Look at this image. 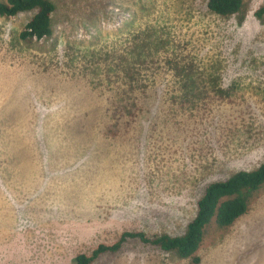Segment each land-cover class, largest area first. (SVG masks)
Wrapping results in <instances>:
<instances>
[{"label": "rangeland", "instance_id": "obj_1", "mask_svg": "<svg viewBox=\"0 0 264 264\" xmlns=\"http://www.w3.org/2000/svg\"><path fill=\"white\" fill-rule=\"evenodd\" d=\"M50 1L47 39H19L32 13L0 17V264L182 235L210 183L264 163V0L228 18L208 0ZM194 256L128 239L89 264H264V186Z\"/></svg>", "mask_w": 264, "mask_h": 264}, {"label": "trees", "instance_id": "obj_2", "mask_svg": "<svg viewBox=\"0 0 264 264\" xmlns=\"http://www.w3.org/2000/svg\"><path fill=\"white\" fill-rule=\"evenodd\" d=\"M244 0H208L207 8L213 14L228 18L242 12ZM55 6L50 0H6L0 2V17L13 18L21 13H32L19 34L22 41H39L52 35V15ZM264 14V7L255 12ZM243 18V17H242ZM241 18V19H242ZM264 186V163L253 170L234 173L224 181L210 183L197 202L194 218L179 236L161 234L149 237L143 232H124L111 246L99 245L90 256L77 255L73 264H89L104 252H116L128 239H138L144 244L158 247L163 252L174 253L180 259H200L194 256L210 222L225 228L247 213L251 199Z\"/></svg>", "mask_w": 264, "mask_h": 264}]
</instances>
